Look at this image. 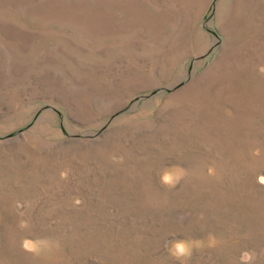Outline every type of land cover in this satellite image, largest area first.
I'll list each match as a JSON object with an SVG mask.
<instances>
[{"label":"rangeland","instance_id":"obj_1","mask_svg":"<svg viewBox=\"0 0 264 264\" xmlns=\"http://www.w3.org/2000/svg\"><path fill=\"white\" fill-rule=\"evenodd\" d=\"M238 29L264 44V0H0V264H264Z\"/></svg>","mask_w":264,"mask_h":264},{"label":"crops","instance_id":"obj_2","mask_svg":"<svg viewBox=\"0 0 264 264\" xmlns=\"http://www.w3.org/2000/svg\"><path fill=\"white\" fill-rule=\"evenodd\" d=\"M246 31V29H238L235 32L231 30H221L222 40L215 48V61L228 62L236 60L237 62H264V59L258 58L264 53V51H262L264 44L261 42L257 44L250 42L251 36ZM234 35L240 36L239 39H243L244 41L241 43L237 41L236 44H233L230 40ZM256 37L258 39L260 38L258 33H256ZM209 52H211V50Z\"/></svg>","mask_w":264,"mask_h":264},{"label":"clouds","instance_id":"obj_3","mask_svg":"<svg viewBox=\"0 0 264 264\" xmlns=\"http://www.w3.org/2000/svg\"><path fill=\"white\" fill-rule=\"evenodd\" d=\"M259 70L261 72H264V67H261ZM192 247L193 245L191 243L185 241H179L174 243L173 250L170 253L171 258L179 260L181 264H184V261L190 258L192 255Z\"/></svg>","mask_w":264,"mask_h":264}]
</instances>
